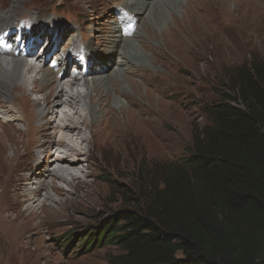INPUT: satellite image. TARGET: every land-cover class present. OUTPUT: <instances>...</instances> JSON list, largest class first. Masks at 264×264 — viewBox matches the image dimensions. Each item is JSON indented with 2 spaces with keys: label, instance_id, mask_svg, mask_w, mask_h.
<instances>
[{
  "label": "rangeland",
  "instance_id": "374dc122",
  "mask_svg": "<svg viewBox=\"0 0 264 264\" xmlns=\"http://www.w3.org/2000/svg\"><path fill=\"white\" fill-rule=\"evenodd\" d=\"M16 2L0 0V11L6 12L10 5H17V12L13 13L12 27L14 30L23 28L28 32L26 37L20 39L21 45L24 40L28 43V39L32 38L34 40L32 39L28 45H32L31 47L36 51L40 44L46 47L53 42L56 44H53V51L48 49L49 59L43 61L41 66L52 71L58 66L57 60L54 66H49L55 53L60 54L68 45L63 50L65 55L68 54L70 42L66 44V40L75 31L78 33V28L84 31L85 35L74 43L72 53L79 47L81 54L87 48L100 50L105 48L106 39L95 42L93 36L99 33V30H94L93 33L91 29L106 30L105 26L117 20V15L122 12L121 0H16ZM168 7L154 8L152 12L154 15L161 14V17L168 19L171 24L167 27L168 31L169 28L175 30L177 26L184 33L190 30L193 36L187 35L183 40L169 44L159 38L154 30L150 31L147 28L149 37L155 39L158 45H149L148 49L147 45H141L142 48L139 49L143 53V58L154 65L155 72L144 69L140 61V64L130 63L126 68L127 71L124 72L126 76L136 80H139L140 75L145 74L150 81L145 85L149 95L146 101H149V98L152 103L148 113L140 111L137 104L131 105L134 113L137 112L138 117L145 119L144 128L150 135L149 148L144 160L142 161L137 154L134 156V161H129L124 166L125 172L121 175L115 171L120 165L117 164L114 169L109 168L102 159L91 160L90 165L96 170L84 178L93 183L94 191L87 198L83 194H79L76 198L72 185L65 180L48 178L50 183L62 188V192L56 193L49 189L56 202L44 201L42 213L34 208V211L39 213V218L28 223V227L32 230L36 226L42 228L43 234H31V237H43V244L39 247L35 244L22 248L1 247L0 264H110V255L118 254V249L109 244L95 246L90 243L95 239V235L90 240H87L86 236L100 232L104 227L101 224L105 219L133 207L128 203L130 199L128 190L138 182V177L143 178L151 167L158 168L186 154V148L191 144L192 129L205 126L203 114L205 107L219 101L222 98L220 96L229 89L231 85L229 74L242 65L249 66L252 62L264 58V0H184ZM146 10L144 9L139 15L140 21L147 13ZM37 29L42 37L32 35ZM105 30L99 34L107 35L108 31ZM90 33L93 41L88 44ZM118 47L116 45L113 48L114 61L109 62L108 69H112L116 63L115 50ZM23 50L26 52L27 47L25 46ZM148 50L155 55L151 57ZM98 53L100 54V51ZM31 55L33 56V53H30ZM32 59L35 60L34 57ZM90 60L89 65L95 63L96 68H103V73L107 72L103 66L104 60L97 62ZM175 62L177 64H174ZM75 63H72L73 67L70 66V70L76 66ZM74 87L75 91H84L82 86ZM40 97L39 93L30 91V95H27L18 89L12 94H7L5 98L9 100H7L9 107H6L7 104L4 107L12 110L15 106L18 109V120L13 123H3L0 119V131L6 129V126L10 130H24L27 118L32 117L36 112L35 101ZM86 100L89 102V99ZM2 101L3 97L0 95V105ZM6 115L5 120L10 114ZM50 115L49 113L45 115L42 128L48 124ZM23 118L26 119L23 121ZM53 139L55 140V135ZM158 142L160 146L155 145ZM18 147L19 150L14 157L17 160L15 169L22 177L24 174L32 175L34 169H32L34 165L32 158L42 153V150L32 146L31 140L27 137H24ZM53 148H56L55 142ZM5 154L11 156L10 147H6ZM84 164L88 166L89 163L84 162ZM89 190L91 192V188ZM65 197L68 201L61 204ZM39 200L43 201V197H39ZM22 207L25 209V205Z\"/></svg>",
  "mask_w": 264,
  "mask_h": 264
},
{
  "label": "bare ground",
  "instance_id": "6f19581e",
  "mask_svg": "<svg viewBox=\"0 0 264 264\" xmlns=\"http://www.w3.org/2000/svg\"><path fill=\"white\" fill-rule=\"evenodd\" d=\"M183 1L123 0L122 2L121 0L122 12L119 13L121 15L118 14L117 20L105 26L108 31L107 35L99 34L105 29L101 31L100 28L91 29L93 33L94 30H99V33L93 36L96 39L95 42L106 39L105 48L101 50L98 48V50L91 47L81 54L79 47L76 49L78 53H72L74 43L85 35L84 31L78 28V33L75 31L66 40V44L70 42L68 54L63 53L67 45L60 54L55 53V57L49 64L52 67L57 60L58 66L55 71L41 67L43 61H48L50 53L47 54V51L49 48L53 51L55 43L46 47L41 53L44 55L38 54L37 59L33 60L30 54L24 52L23 49L26 46V51H32V47L28 44L34 38L28 39V43L24 40L21 45L20 39L26 37L28 32L23 28L14 30L12 27L13 13L17 12V5H10L6 12L0 11V95L3 97L0 105V119L3 123H13L18 120V109L15 106L12 110L4 107L9 103V100L5 98L6 95L14 93L15 89L27 95H30V91L41 95L35 101L36 112L32 117L27 118L24 130H10L3 125L6 129L0 131V248L5 246L22 248L30 244L39 247L43 244V237H31V234H43L42 228L36 226L32 230L28 227V223L39 218V213L44 210V201L56 202L49 189L56 193L62 192V188L50 183L48 178L55 177L65 180L72 185L76 198L79 194L87 198L94 191L93 183L84 178L96 170L90 165L91 160L102 159L109 168L114 169L117 164L120 165L119 169H115L120 175L125 172L124 166L129 161H134V156L137 154L142 161L144 160L149 148L150 135L144 128L145 119L138 117L131 105L137 104L140 111L148 113L152 103L149 98V101H146L148 94L145 85L150 81L145 74L140 75L139 80H136L126 76L124 72L127 71L126 68L130 63L140 64V62L144 69L155 72L154 65L143 58V53L139 49L142 48L141 45H147V49L150 48L149 45H158L155 39L152 40L151 36L149 37L147 28L150 31L154 30L159 38L169 44H175L187 35L193 36L190 30L184 33L177 26L175 30L169 28L168 31L167 27L171 26L168 19L161 17V14L154 15L152 12L154 8L162 9ZM144 9H147V13L140 21L139 15ZM137 23H139L138 26ZM37 30L33 34L30 33L42 37ZM138 35L140 37H137ZM88 37V44H91L93 41L90 38L91 33ZM116 45L119 46L115 50L116 63L112 69H108L109 62L114 61L112 51ZM148 51L151 57L155 55L150 50ZM89 60H95V62L104 60L103 66L107 72L103 73V68H96L95 63L89 65ZM74 62L76 66L70 70ZM75 85L84 87V91H75ZM86 99H89V102ZM6 107H9V104ZM7 113L10 116L5 120ZM47 113L51 114V118L42 128V120ZM24 119L26 118H23V121ZM24 137L29 138L32 146L41 149L42 153L32 158L34 164L32 175L24 174L22 177L15 169L17 160L14 157ZM54 142L56 143L55 149L53 148ZM52 143L53 146H51ZM155 145L160 146V142ZM6 147L11 148V156L5 154ZM42 154L54 156L44 157L41 156ZM84 162L89 163L88 166H85ZM41 192L43 194L40 195ZM41 196L43 201L39 200ZM67 201L65 197L61 204ZM24 205L25 209H22ZM34 208H37L39 213L35 212Z\"/></svg>",
  "mask_w": 264,
  "mask_h": 264
},
{
  "label": "trees",
  "instance_id": "16d2710c",
  "mask_svg": "<svg viewBox=\"0 0 264 264\" xmlns=\"http://www.w3.org/2000/svg\"><path fill=\"white\" fill-rule=\"evenodd\" d=\"M229 82L186 154L138 177L133 207L86 236L118 249L110 264H264V58Z\"/></svg>",
  "mask_w": 264,
  "mask_h": 264
},
{
  "label": "snow or ice",
  "instance_id": "6c2138e0",
  "mask_svg": "<svg viewBox=\"0 0 264 264\" xmlns=\"http://www.w3.org/2000/svg\"><path fill=\"white\" fill-rule=\"evenodd\" d=\"M127 34V33H126Z\"/></svg>",
  "mask_w": 264,
  "mask_h": 264
}]
</instances>
